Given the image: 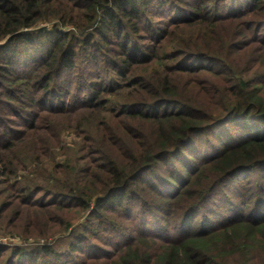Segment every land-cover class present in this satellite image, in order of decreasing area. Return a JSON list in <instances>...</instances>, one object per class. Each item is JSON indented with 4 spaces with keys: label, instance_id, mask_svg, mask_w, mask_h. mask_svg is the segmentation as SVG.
Segmentation results:
<instances>
[{
    "label": "trees",
    "instance_id": "16d2710c",
    "mask_svg": "<svg viewBox=\"0 0 264 264\" xmlns=\"http://www.w3.org/2000/svg\"><path fill=\"white\" fill-rule=\"evenodd\" d=\"M0 234V264H264V0H0Z\"/></svg>",
    "mask_w": 264,
    "mask_h": 264
},
{
    "label": "rangeland",
    "instance_id": "374dc122",
    "mask_svg": "<svg viewBox=\"0 0 264 264\" xmlns=\"http://www.w3.org/2000/svg\"><path fill=\"white\" fill-rule=\"evenodd\" d=\"M65 123H68L67 121H64ZM62 126H64L65 128L68 126V125H63L61 124ZM65 128H61L60 129V132H62ZM83 139V135L81 134L80 131H69L67 129H65V131H63L61 133V137H60V141L61 143H63V146L66 147V154L65 155H62L61 152L57 151L55 154H54V159L56 160L57 163H63L66 159L68 158H74L75 157V150L76 148H78V145H82V140ZM63 153V152H62ZM49 169H51L50 166H48ZM76 222H78L77 220L74 222V224H76ZM0 238H5V241H1L0 240V244L1 243H6L7 245H11L13 246L14 244H18V239L16 238H13L11 237L10 235H7L5 236V234L1 235L0 234ZM31 242H36V240H31ZM63 242H61L62 244ZM59 244L60 246L64 247L66 242L64 241V245H61Z\"/></svg>",
    "mask_w": 264,
    "mask_h": 264
}]
</instances>
